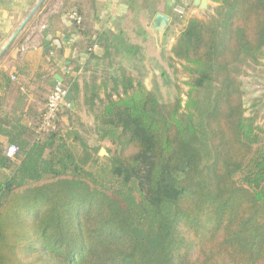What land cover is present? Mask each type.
Instances as JSON below:
<instances>
[{
    "label": "trees",
    "instance_id": "1",
    "mask_svg": "<svg viewBox=\"0 0 264 264\" xmlns=\"http://www.w3.org/2000/svg\"><path fill=\"white\" fill-rule=\"evenodd\" d=\"M211 2L170 49L187 88L173 101L124 73L83 85L107 157L64 128L70 108L41 129L53 76L20 95L0 74L19 89L10 110L0 97V264H264V104L249 111L242 82L264 72V0ZM95 43L89 59L108 61ZM61 77L77 110L81 89Z\"/></svg>",
    "mask_w": 264,
    "mask_h": 264
},
{
    "label": "crops",
    "instance_id": "2",
    "mask_svg": "<svg viewBox=\"0 0 264 264\" xmlns=\"http://www.w3.org/2000/svg\"><path fill=\"white\" fill-rule=\"evenodd\" d=\"M178 1L185 0H0V74L5 72L22 85L20 95L31 90L27 83L34 75L57 76L63 82L66 70L81 89L91 73L88 67L96 62L87 54L89 40L99 44L91 49L93 54L95 48L101 49L98 59L105 47L114 52V44L123 45L124 55L126 44H164ZM71 11L82 18L80 29L69 20ZM157 14L169 18L162 33L151 28ZM173 43L174 37L168 44ZM18 94V88L5 93L0 77L4 109L13 107Z\"/></svg>",
    "mask_w": 264,
    "mask_h": 264
},
{
    "label": "rangeland",
    "instance_id": "3",
    "mask_svg": "<svg viewBox=\"0 0 264 264\" xmlns=\"http://www.w3.org/2000/svg\"><path fill=\"white\" fill-rule=\"evenodd\" d=\"M208 1L209 8L204 12L192 7L191 0L178 1L179 6L173 12L175 20L172 25L168 26L166 35L164 36V44H126V46H129L130 51L128 52L127 48L125 55L124 53L120 54L122 52L120 51V47L123 45L114 44L112 46L114 52L111 51V54L113 55L114 53V55L108 61L91 64L88 67L91 73L85 77L88 82L80 84V107L77 110L69 107L70 113L60 118V122H62L64 128L75 130L88 145L98 147L99 151L101 149L104 150L107 157L112 154L113 150L108 143L97 142L93 118L82 105V89L84 84L91 82L100 83L108 80L111 76H119L124 73L134 78V80L140 81L161 103L173 101L176 97V88H180L182 92H185L187 88L183 83L186 78L179 72V65L174 63L173 68L169 66L170 49L173 44L168 43L172 37H174L175 41L180 32V25L187 18L208 19V16L212 13V9L215 7V4L211 0ZM242 82L245 93V106L249 111L260 108L264 104V72L261 74H251L249 77L242 79ZM112 87L113 84L109 81L107 91H111ZM253 104L257 105L255 109H252ZM257 124L264 128L263 108L260 111Z\"/></svg>",
    "mask_w": 264,
    "mask_h": 264
},
{
    "label": "built area",
    "instance_id": "4",
    "mask_svg": "<svg viewBox=\"0 0 264 264\" xmlns=\"http://www.w3.org/2000/svg\"><path fill=\"white\" fill-rule=\"evenodd\" d=\"M69 20L76 25H80L82 22V18L76 11L70 12ZM65 73L68 74V71L66 70ZM66 93H67V89L65 85L63 83L57 82L53 87L47 100L46 111L41 126L42 130L50 127L57 113L62 107H67V108L70 107L68 102H66L65 100ZM16 151L17 150L15 147L10 146L6 149L5 156L10 160H14Z\"/></svg>",
    "mask_w": 264,
    "mask_h": 264
},
{
    "label": "water",
    "instance_id": "5",
    "mask_svg": "<svg viewBox=\"0 0 264 264\" xmlns=\"http://www.w3.org/2000/svg\"><path fill=\"white\" fill-rule=\"evenodd\" d=\"M192 6L195 8H198L199 11L204 12V11H207L209 8V1L208 0H193ZM168 22H169L168 17L161 15V14H157L152 21L151 28L156 33H162L165 30ZM13 39L14 38L12 37L10 40V43L12 42ZM100 52H101V49L95 48L94 55L98 56ZM55 79L57 80V82L62 83V80L59 79L57 76H55ZM71 98H72V95H71L70 91H67L66 96H65L66 102H70ZM98 155L99 156H106L107 154L105 153L104 150L101 149L99 151Z\"/></svg>",
    "mask_w": 264,
    "mask_h": 264
}]
</instances>
